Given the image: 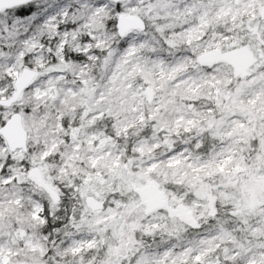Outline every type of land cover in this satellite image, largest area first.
<instances>
[{
  "label": "snow or ice",
  "instance_id": "1",
  "mask_svg": "<svg viewBox=\"0 0 264 264\" xmlns=\"http://www.w3.org/2000/svg\"><path fill=\"white\" fill-rule=\"evenodd\" d=\"M0 264H264V0H0Z\"/></svg>",
  "mask_w": 264,
  "mask_h": 264
}]
</instances>
